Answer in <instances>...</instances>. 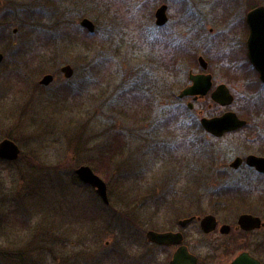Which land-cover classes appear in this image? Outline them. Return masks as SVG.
Here are the masks:
<instances>
[{"label": "rangeland", "instance_id": "rangeland-1", "mask_svg": "<svg viewBox=\"0 0 264 264\" xmlns=\"http://www.w3.org/2000/svg\"><path fill=\"white\" fill-rule=\"evenodd\" d=\"M161 5L169 21L158 29ZM260 5L264 0H0V141L20 149L18 160H0V264H137L157 254L144 232L159 223L145 227L140 219L171 204L176 189H192L193 202L204 205L215 185L225 203H241L243 191L234 192L254 189L255 177L213 182L183 166L206 160L199 111H233L247 130L259 112L264 127V88L234 67L243 62L245 14ZM84 18L93 33L81 28ZM198 57L208 64L211 91L228 88L230 106L206 95L191 112V100L178 99L189 72H202ZM64 65L73 69L69 79ZM45 74L53 76L48 86L39 84ZM251 138L225 139L228 154L253 153ZM83 165L105 182L109 207L76 178ZM249 194L252 205L256 194Z\"/></svg>", "mask_w": 264, "mask_h": 264}, {"label": "flooded vegetation", "instance_id": "flooded-vegetation-1", "mask_svg": "<svg viewBox=\"0 0 264 264\" xmlns=\"http://www.w3.org/2000/svg\"><path fill=\"white\" fill-rule=\"evenodd\" d=\"M247 13L243 19V32L245 33L241 45L243 62H240V64L235 62L234 67L243 69L248 79H250L249 74L252 73L259 86L264 88V83L260 81L257 71L248 58L246 46L249 37V29L246 24ZM168 21L169 19L166 13L165 23L156 27L163 29ZM200 69L202 72L196 74H208L205 73L206 70H203L201 67ZM212 91L210 90L207 94L209 98ZM186 98L190 99V102L193 104L192 109L187 107L192 112L194 103L199 99L194 101L189 96L183 98L178 97L180 100ZM228 111L209 117L203 116L200 111L198 112L199 129L203 132L205 140L208 141L205 144L206 160L203 165L197 167L193 165L195 161H187V167L183 166V169H202L205 171V177L213 182L227 176L235 178L237 177V173H239L241 178L253 176L260 182L258 181L256 183L254 189L249 190V187H245L236 190L234 193L243 191V196L246 197L237 199L241 202L238 204L225 203V198L222 197L225 195L223 194V189L215 185L210 188L208 203L204 205L193 202L192 189H176L171 204L154 206L155 209L153 211L155 214L154 217H151V220L147 215L142 216L140 219V222L145 227L149 221H156L159 224L155 229H149L144 232L145 241L155 249L157 254L153 256L146 255L144 257L145 261L142 258L143 263L140 261L136 262L137 264H264V172H259L254 166L246 162L249 156L264 159V127L259 123V112L257 113L258 118L251 125L250 130H247L249 125L246 120L245 126L234 131L226 132L221 136H214L204 131L200 126L199 121L202 117L208 119L215 118ZM236 116L244 120L237 114ZM249 136L252 137L251 139L255 143V148L252 147L254 149L253 153L234 157L228 154V144L225 139L230 138V140L232 139L236 142L240 137L243 140ZM229 148L232 147L229 146ZM236 162L237 164H235ZM144 173L145 171L141 170L139 174L143 175ZM255 178L253 179L255 180ZM213 182H211V185ZM92 190L94 191V189ZM226 191L227 194L232 195L230 192L232 190L226 189ZM250 191L256 194V201L252 205L247 203L250 202ZM104 205L109 207V203ZM247 207H251V209H247ZM243 215L251 216L253 219L252 226L247 229L243 228L239 223V219ZM148 232L170 234V237L165 244L154 243L147 240L146 234ZM118 254L123 259V255L121 253Z\"/></svg>", "mask_w": 264, "mask_h": 264}, {"label": "water", "instance_id": "water-1", "mask_svg": "<svg viewBox=\"0 0 264 264\" xmlns=\"http://www.w3.org/2000/svg\"><path fill=\"white\" fill-rule=\"evenodd\" d=\"M166 5H161L155 12V25L161 26L166 21ZM246 24L249 29V37L247 41L248 58L253 67L257 71L260 81L264 83V6H257L250 10L246 15ZM80 26L89 33L94 32L93 23L84 18L80 21ZM15 30H13V33ZM2 54H0V62L2 61ZM198 63L203 70H206L207 63L202 57H198ZM60 72L65 79H69L73 75V69L69 65H64L60 68ZM210 74H192L189 73L188 80L190 85L181 90L178 97H192L194 101L205 97L212 87V80ZM53 81L51 74H45L40 80L39 84L48 86ZM210 99L221 107L230 106L233 102V97L228 88L224 84H219L211 93ZM189 109L193 108L190 102L187 104ZM202 129L214 136H221L222 134L234 131L245 126L246 121L239 119L232 111L225 112L223 115L215 118L202 117L200 119ZM20 156L19 147L9 139L0 141V160L13 162L18 160ZM247 164L254 166L259 172H264V159L255 156H249L246 159ZM237 164V162L235 163ZM77 179L94 189L95 194L104 204H108L107 186L105 182L97 176L90 167L83 165L75 170ZM252 217L243 215L239 219V223L243 228L252 226ZM170 234H158L155 232H148L146 238L150 242L165 244L169 239Z\"/></svg>", "mask_w": 264, "mask_h": 264}]
</instances>
